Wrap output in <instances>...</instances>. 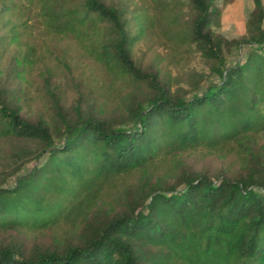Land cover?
<instances>
[{
    "label": "trees",
    "instance_id": "trees-1",
    "mask_svg": "<svg viewBox=\"0 0 264 264\" xmlns=\"http://www.w3.org/2000/svg\"><path fill=\"white\" fill-rule=\"evenodd\" d=\"M189 1L196 15L184 38L218 63L219 75L189 99L173 96L157 74L135 65L131 49L145 30L132 33L125 7L84 0L53 16L63 32L82 35L109 24L111 39L98 43L99 62L146 82L152 92L145 106L134 108L131 126L79 114L64 127L28 120L0 75V135L37 141L46 155L12 187H0V264H264V182L253 147L264 133V0H252L247 35L233 42L240 53L249 49L231 66L226 41L212 30L219 0ZM228 144L251 159L241 174L183 171L170 187L144 175L123 190L118 205L98 204L106 183L147 170L162 156ZM26 155L19 151L17 160ZM64 225L70 226L64 238L49 244L30 247L20 235Z\"/></svg>",
    "mask_w": 264,
    "mask_h": 264
},
{
    "label": "rangeland",
    "instance_id": "rangeland-1",
    "mask_svg": "<svg viewBox=\"0 0 264 264\" xmlns=\"http://www.w3.org/2000/svg\"><path fill=\"white\" fill-rule=\"evenodd\" d=\"M84 0H0V75L10 98L17 100L24 118L43 119L51 127L72 122L78 114L102 119L114 127L131 126L134 108L145 106L152 96L147 83L115 69L97 57L98 43L111 39L108 23L90 28L87 35L63 32L56 27V12L79 6ZM126 8L132 33L143 28V36L132 47L135 65L158 75L173 96L189 99L208 83L219 80L218 63L208 60L185 35L196 12L189 0H107ZM219 0L220 14L212 30L225 41L227 65L243 61L249 46L240 53L233 42L247 35L252 0ZM54 6L60 7L55 10ZM12 30V32H11ZM83 31V30H82ZM85 33V31H83ZM6 49L4 53L2 49ZM241 54V55H240ZM255 169L264 182V133L255 138ZM28 155L17 160L19 151ZM39 142L4 138L0 135V187L9 188L18 177L42 165ZM251 159L235 144L218 150L203 147L153 162L147 170H135L106 183L98 204L118 205L124 189L148 176L153 183L174 186L183 171H196L212 178L222 173L233 177L245 171ZM79 223L86 224L85 218ZM70 226L30 231L21 237L30 247L62 240ZM8 237V234L2 235ZM13 236V235H12Z\"/></svg>",
    "mask_w": 264,
    "mask_h": 264
}]
</instances>
